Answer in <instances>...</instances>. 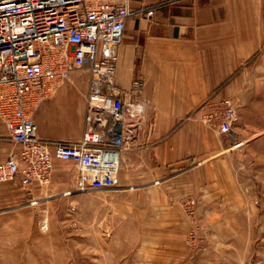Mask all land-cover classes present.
<instances>
[{
  "label": "rangeland",
  "instance_id": "obj_1",
  "mask_svg": "<svg viewBox=\"0 0 264 264\" xmlns=\"http://www.w3.org/2000/svg\"><path fill=\"white\" fill-rule=\"evenodd\" d=\"M253 64V81L237 86L252 94L255 112L237 96L221 97L200 114L204 160H178L164 170L147 163L142 169L153 175L139 179L131 153L149 146L140 139L153 122L146 111L137 137L81 185L80 166L55 160L37 193L18 205L0 204V264H264V65ZM69 77L64 110L54 98L38 119L65 139L88 74L80 69Z\"/></svg>",
  "mask_w": 264,
  "mask_h": 264
},
{
  "label": "built area",
  "instance_id": "obj_2",
  "mask_svg": "<svg viewBox=\"0 0 264 264\" xmlns=\"http://www.w3.org/2000/svg\"><path fill=\"white\" fill-rule=\"evenodd\" d=\"M132 14L129 0H0V120L7 139L19 145L0 161V183L18 176L23 187H42L59 160L81 167V185L137 137L151 104L144 79L134 77L127 88L116 81L118 49ZM145 14L153 16L154 9ZM80 69L88 74L81 137H40L34 112ZM226 113L233 114L231 106Z\"/></svg>",
  "mask_w": 264,
  "mask_h": 264
},
{
  "label": "crops",
  "instance_id": "obj_3",
  "mask_svg": "<svg viewBox=\"0 0 264 264\" xmlns=\"http://www.w3.org/2000/svg\"><path fill=\"white\" fill-rule=\"evenodd\" d=\"M129 7L133 14L125 21L116 81L127 88L134 77L141 76L144 95L151 101L146 117L153 122L146 124L149 130L140 138L149 146L131 153L133 169L141 179L153 175L142 169L147 163L155 162L164 170L166 164L178 160H204L207 141L199 116L221 97H247L244 108L255 110L248 103L252 94L238 87L237 81H253V61L264 65V0H129ZM148 9H154L153 16H146ZM71 80L61 84L33 115L40 137L64 141L81 137L84 93L69 138H60L38 124L43 103L56 98L55 104L64 110L65 85ZM18 151L19 145L7 139L0 120V161ZM38 188L34 182L21 186L18 176L0 183V204L18 205Z\"/></svg>",
  "mask_w": 264,
  "mask_h": 264
},
{
  "label": "bare ground",
  "instance_id": "obj_4",
  "mask_svg": "<svg viewBox=\"0 0 264 264\" xmlns=\"http://www.w3.org/2000/svg\"><path fill=\"white\" fill-rule=\"evenodd\" d=\"M156 183H158V181H156Z\"/></svg>",
  "mask_w": 264,
  "mask_h": 264
}]
</instances>
